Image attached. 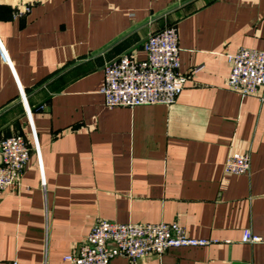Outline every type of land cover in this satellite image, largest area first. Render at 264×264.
I'll use <instances>...</instances> for the list:
<instances>
[{"label":"crops","instance_id":"0c3cea01","mask_svg":"<svg viewBox=\"0 0 264 264\" xmlns=\"http://www.w3.org/2000/svg\"><path fill=\"white\" fill-rule=\"evenodd\" d=\"M169 26L187 79L175 102L105 107L104 66L143 60ZM0 43V139L31 149L0 198L1 262L65 264L106 220L213 241L138 264H264V89L226 87L227 55L264 51V0H0ZM232 152L248 154L247 175L223 173Z\"/></svg>","mask_w":264,"mask_h":264},{"label":"built area","instance_id":"2783aa9c","mask_svg":"<svg viewBox=\"0 0 264 264\" xmlns=\"http://www.w3.org/2000/svg\"><path fill=\"white\" fill-rule=\"evenodd\" d=\"M28 7L24 8L27 12ZM145 58L126 54L104 66L101 88L105 107L135 108L144 105H172L183 91L187 79L179 75L177 31L166 27L148 37L143 45ZM3 49L0 43V54ZM230 72L226 87L241 97L258 96L264 89V51L240 48L227 55ZM261 101H264L260 97ZM25 103V98L22 97ZM27 115L30 111L26 107ZM31 149L25 138L14 135L0 139V198L8 187H18L24 176ZM248 154L232 152L226 156L223 173L247 175ZM243 243H259L249 231ZM213 241L190 238L177 223H115L97 220L88 235L63 257L65 264H111L117 257L138 264L147 257H160L171 249L205 247ZM0 264H18L17 261Z\"/></svg>","mask_w":264,"mask_h":264}]
</instances>
